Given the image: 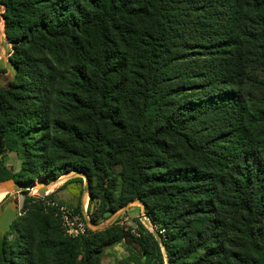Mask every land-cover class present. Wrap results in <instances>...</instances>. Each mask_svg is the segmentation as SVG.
I'll use <instances>...</instances> for the list:
<instances>
[{"label":"trees","instance_id":"trees-1","mask_svg":"<svg viewBox=\"0 0 264 264\" xmlns=\"http://www.w3.org/2000/svg\"><path fill=\"white\" fill-rule=\"evenodd\" d=\"M0 19V182L82 174L91 224L140 200L165 232L71 239L27 198L0 264H102L125 241L114 264H264V0H0Z\"/></svg>","mask_w":264,"mask_h":264},{"label":"rangeland","instance_id":"rangeland-1","mask_svg":"<svg viewBox=\"0 0 264 264\" xmlns=\"http://www.w3.org/2000/svg\"><path fill=\"white\" fill-rule=\"evenodd\" d=\"M12 53V47L9 43H7L5 38L3 20L0 19V87L6 86L8 82H10L14 77V72L10 66V57H12ZM4 162L11 174L17 175L21 172L23 161L18 154L7 153L6 157L4 158ZM59 174L60 176L55 180L45 181L43 178L35 180L26 189L28 191L26 197L21 194V191H23L22 189H16L14 190L16 192L13 193H7V190H2L0 193V203H17L20 213L19 218H21L23 216V205L25 204L27 198L31 199V203L33 204H38L42 201L44 209H49L46 206L47 202L49 201H55L60 206L75 208L76 206L83 205L87 198L89 200V184L88 182L87 184L85 183L82 176L79 174L76 175V173L63 174L60 172ZM77 178H81L82 181L80 182L76 180ZM42 180L47 187V192H45V196L40 197L38 195V190L40 187H43L42 185L39 186ZM48 196H52V199L46 200ZM88 205L89 206L87 209L89 212H91L94 208V205L90 202ZM142 210L143 209L140 204L129 203L127 206L117 211L113 216L109 217L99 225H96L97 227L94 225V230L100 231L106 227H109L110 225H113L114 222L118 220L115 224L116 227H118L120 230L123 229V231L127 232L129 235L138 237V235H140L141 228L138 226L136 220L138 219L140 213H142ZM143 222L147 223V220L143 218ZM7 234L8 233L5 234V237ZM6 240L8 243H13L14 234L9 233ZM128 241L130 240L128 239ZM128 246L133 248L135 251H140L139 247L132 241H125L120 245H111V247L108 246L107 248L103 249L101 263L114 264L116 259L124 258L127 256L126 247ZM162 250L165 254L164 249Z\"/></svg>","mask_w":264,"mask_h":264},{"label":"built area","instance_id":"built-area-1","mask_svg":"<svg viewBox=\"0 0 264 264\" xmlns=\"http://www.w3.org/2000/svg\"><path fill=\"white\" fill-rule=\"evenodd\" d=\"M46 206L54 211V214L59 219L61 228L66 237L77 239L87 236L90 230H94L89 225L86 202L84 203L80 213H77L74 208L60 206L55 201L47 202ZM143 218L147 220V223L149 224L148 227L144 224ZM138 220L150 233L155 232L158 237L165 235L163 229L154 226L150 222L147 213L145 215L140 213Z\"/></svg>","mask_w":264,"mask_h":264},{"label":"water","instance_id":"water-1","mask_svg":"<svg viewBox=\"0 0 264 264\" xmlns=\"http://www.w3.org/2000/svg\"><path fill=\"white\" fill-rule=\"evenodd\" d=\"M1 108V107H0ZM6 149L3 146V142H2V137L0 135V157L6 153ZM77 175V173H76ZM81 176L84 178L85 183L87 184V178L81 174ZM43 186L40 187L38 190V195L40 197L45 196V192H47V187L45 186V183L43 182V180L41 181V184L39 186ZM18 187L19 189L24 190L21 186H19L14 180H5V181H1L0 182V190H7V193H13L16 192L14 191L12 188L13 187ZM131 203H137L140 204L142 206V213L143 215L146 214V205L140 201V200H136L134 202ZM130 203V204H131ZM20 217V213H19V206L17 203L11 202V203H7L4 208H0V254L3 253V244H4V240H5V234L10 230V226L13 224L14 221H16L18 218ZM147 217V216H145ZM147 227L149 226L148 223H144ZM89 225L90 227H92L94 229V225L90 223L89 221ZM97 227V226H96ZM152 235L154 236V238L158 241L159 237L155 232H152ZM167 264V262H166Z\"/></svg>","mask_w":264,"mask_h":264},{"label":"crops","instance_id":"crops-1","mask_svg":"<svg viewBox=\"0 0 264 264\" xmlns=\"http://www.w3.org/2000/svg\"><path fill=\"white\" fill-rule=\"evenodd\" d=\"M85 202H86V206H87V208H88V198L86 199ZM83 205H84V204H83ZM83 205L80 206V209H81V210H82ZM113 246H114V245H113ZM107 247H108V246H107ZM107 247H106V248H107ZM109 247H111V246H109Z\"/></svg>","mask_w":264,"mask_h":264},{"label":"flooded vegetation","instance_id":"flooded-vegetation-1","mask_svg":"<svg viewBox=\"0 0 264 264\" xmlns=\"http://www.w3.org/2000/svg\"><path fill=\"white\" fill-rule=\"evenodd\" d=\"M7 203H0V208H4V206L6 205ZM12 226V225H11ZM10 226V228H11ZM10 231V230H9ZM8 233V232H7Z\"/></svg>","mask_w":264,"mask_h":264},{"label":"bare ground","instance_id":"bare-ground-1","mask_svg":"<svg viewBox=\"0 0 264 264\" xmlns=\"http://www.w3.org/2000/svg\"><path fill=\"white\" fill-rule=\"evenodd\" d=\"M19 189L18 187H13V190ZM2 192V190H0V193Z\"/></svg>","mask_w":264,"mask_h":264}]
</instances>
